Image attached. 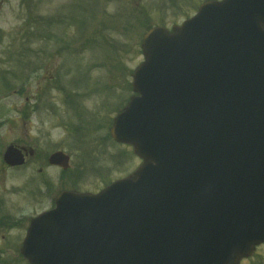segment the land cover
<instances>
[{
    "label": "water",
    "instance_id": "obj_1",
    "mask_svg": "<svg viewBox=\"0 0 264 264\" xmlns=\"http://www.w3.org/2000/svg\"><path fill=\"white\" fill-rule=\"evenodd\" d=\"M141 48L139 95L110 133L143 162L33 218L29 264H239L264 242V0L207 1ZM3 160L24 154L11 144ZM48 160L68 167L63 152Z\"/></svg>",
    "mask_w": 264,
    "mask_h": 264
},
{
    "label": "rangeland",
    "instance_id": "obj_2",
    "mask_svg": "<svg viewBox=\"0 0 264 264\" xmlns=\"http://www.w3.org/2000/svg\"><path fill=\"white\" fill-rule=\"evenodd\" d=\"M203 1L0 0V264H28L19 250L29 218L53 208L45 180L100 189L138 167L132 147L106 135L133 95L143 33L180 24ZM10 143L35 153L9 167L1 156ZM56 150L70 157L64 176L47 162ZM241 264H264V244Z\"/></svg>",
    "mask_w": 264,
    "mask_h": 264
},
{
    "label": "flooded vegetation",
    "instance_id": "obj_3",
    "mask_svg": "<svg viewBox=\"0 0 264 264\" xmlns=\"http://www.w3.org/2000/svg\"><path fill=\"white\" fill-rule=\"evenodd\" d=\"M28 143H31V142H28ZM44 189H43L44 190L43 192H45V193H43L44 195H42V196L47 200V202H48L47 205H49V208H52L55 205L56 197L60 194L62 189H60V187H58V188L46 187ZM99 190L100 189H89V190H83L82 189L81 191L96 193Z\"/></svg>",
    "mask_w": 264,
    "mask_h": 264
}]
</instances>
